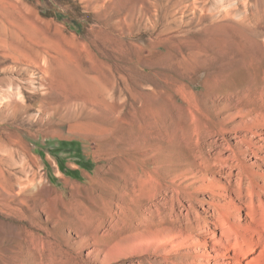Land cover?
Segmentation results:
<instances>
[{"label": "rangeland", "instance_id": "374dc122", "mask_svg": "<svg viewBox=\"0 0 264 264\" xmlns=\"http://www.w3.org/2000/svg\"><path fill=\"white\" fill-rule=\"evenodd\" d=\"M234 1L0 0V40L5 27H29L31 46L104 73L110 94L96 108L104 134L72 131L84 120L62 123L42 106L82 100L69 86L42 87L40 71L0 50L2 88L6 78L23 87L0 110V264H151L138 245L141 221L158 207L161 215L188 207L174 193L184 171L192 215H202L192 176L211 149L204 133L219 126L212 113L223 108L208 105L193 80L216 76L211 97L264 84V16L243 21L255 0ZM237 8L223 28L210 20ZM196 52L218 55L193 65Z\"/></svg>", "mask_w": 264, "mask_h": 264}, {"label": "bare ground", "instance_id": "6f19581e", "mask_svg": "<svg viewBox=\"0 0 264 264\" xmlns=\"http://www.w3.org/2000/svg\"><path fill=\"white\" fill-rule=\"evenodd\" d=\"M232 1L221 0L222 3ZM244 5L246 16L243 21L249 17L264 16L263 0H255L252 4L245 2ZM216 11L210 13V20L221 28L226 25L223 22L241 15L239 8L228 10L225 14H217ZM2 31L4 37L2 34L0 50L7 52V57L40 71L41 76L35 78L39 77L42 87L58 91L69 86L71 92L82 100L65 105H43V112H47L51 118L60 117L62 123L73 116L84 120L79 122L76 119L71 125L72 131L80 129L92 135L107 131L98 115L99 110L96 111V108L109 104V90L99 78L104 73L99 76L96 70L87 74L74 69L72 62L60 55L49 58L48 52L36 49L24 38L23 34L31 41L29 27L21 31L5 27ZM6 38L12 39H8L10 43ZM211 54L196 52L191 54L189 60L193 65L201 66L203 63L207 66L218 55ZM5 80L8 88H2L3 81H0V110L6 109L9 102L16 103L15 100L21 98L22 94L23 87L16 84L15 79ZM193 81L206 89L208 105L223 108L221 112L217 110L212 113V118L219 120V126L204 133L211 149L204 160V167L192 176L196 178L193 193L206 199L197 201L202 215H192L194 196L189 193V198L182 186L191 175L184 171L177 175L180 184L174 188V193L179 200L181 197L183 201H188V207L166 215H161L158 207L155 212L145 216L141 221L138 245L142 247L143 256L151 259V264H264V84L232 86L226 96L211 97L218 81L216 76H197ZM238 89L239 92H235ZM13 107L15 110L23 108L20 105ZM86 113L87 117L82 116ZM227 136L231 144L224 140Z\"/></svg>", "mask_w": 264, "mask_h": 264}]
</instances>
